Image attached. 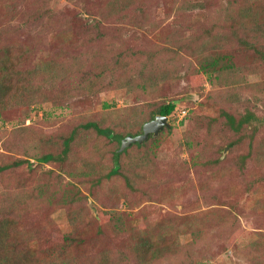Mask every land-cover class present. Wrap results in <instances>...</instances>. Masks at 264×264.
I'll return each instance as SVG.
<instances>
[{"label":"rangeland","instance_id":"rangeland-1","mask_svg":"<svg viewBox=\"0 0 264 264\" xmlns=\"http://www.w3.org/2000/svg\"><path fill=\"white\" fill-rule=\"evenodd\" d=\"M239 1L0 0V11L3 5L10 4L14 12L9 18L0 15V41L33 48V57L24 65L55 58L61 63L59 74H65L72 68V61L77 60L74 58L86 57L88 69L102 64L105 72L102 84L91 93H82L81 97L71 94L57 107L42 101L46 83L42 89L41 77L28 76L31 85L40 86L37 100L10 108L0 119V165L7 156L24 158V151L30 153L26 136L19 141L21 146L16 145L17 134L41 131L50 136L59 128L65 131L69 123L77 124L102 112L103 104H108L114 114L122 115L128 112L125 108L133 106L176 102V109L167 117L170 133L163 128L155 136L162 132L163 141L155 155L152 152L143 157L150 164L147 169L135 168L136 176L141 173L145 180L138 176L135 180L129 172L137 183L136 192L125 188L118 178L103 180L99 187L89 190L88 181L82 184L79 178L62 174L61 170L72 165L66 168L60 163L44 165L32 173L20 167L0 174V195L6 182L25 177L27 191L42 184L48 185L51 193L77 185L88 196L70 206L81 213L85 210V215L71 225L68 205L29 214L27 228L40 233L42 247L68 236L79 241L72 252L83 262L101 257L103 245L97 243L90 224L94 227L101 211L112 209L113 205L121 214H135L134 228L144 224L154 228L160 222L167 229L169 222L186 214H209L202 240L190 244L191 239L182 235L175 255L144 264H187L190 255L198 264H264V121H258L264 119V62H255L252 52L238 41V32L247 26L240 16ZM67 35L68 40L64 39ZM223 54L230 56L235 71L220 73L221 78L212 77L210 83L200 63ZM123 76L141 83L144 78L160 82L157 91L136 85L128 93L126 88H118V78ZM39 97L42 100L38 101ZM222 111L236 119L250 113L257 120L235 132L220 115ZM254 126L257 131L253 141L257 146L242 163L240 158L248 153ZM232 142L234 145L229 148ZM130 150L124 158V168L128 169L134 164L133 159L141 163V150L147 149ZM193 162L198 163L193 166ZM50 169L61 174L60 180L46 178ZM115 183L125 194L117 204L109 196ZM129 235L105 234L101 238L108 245L120 246ZM108 256L110 264H141L128 251L111 252Z\"/></svg>","mask_w":264,"mask_h":264},{"label":"trees","instance_id":"trees-1","mask_svg":"<svg viewBox=\"0 0 264 264\" xmlns=\"http://www.w3.org/2000/svg\"><path fill=\"white\" fill-rule=\"evenodd\" d=\"M239 2L241 5L238 7L241 11L240 16L243 19V24L247 26L238 32L240 35L238 41H241L246 51L252 52L255 62H264V0H241ZM9 5H3V11H0V15L7 18L14 15ZM68 38L69 35L65 36L64 39L68 40ZM0 44H2L0 47V119L10 108L25 106V104L37 100L40 86L31 85L28 76L41 77L43 83L41 87L43 89L46 83L44 90L47 93L43 91L45 97L43 100L39 97L38 101H50L55 107L61 106L65 100H69L71 94L81 97L82 93H91L95 86L102 84V75L105 74L102 70L103 65L90 66L88 69L87 60L89 59L86 57L74 58L77 60L72 61V68L67 70L65 74H59L58 70L61 63H58L55 58L40 60L32 66L24 65L25 62L28 64V60L33 57V48L26 45L20 46L18 42L11 43L8 40L0 41ZM234 68L235 65L227 54L213 56L200 63V69L210 83H212V77L214 80H219L221 78L220 73L234 72ZM131 69L133 70V68ZM215 72L218 73L214 75ZM234 75L236 76V73ZM235 79L237 77L233 81ZM118 82V88L119 86L124 87L129 93L133 91L136 85L143 89L152 87L150 90L157 91L160 80L144 78L143 84L139 82V79L134 80L131 76H123L118 78ZM55 97H58L57 102L54 101ZM102 106V112L95 113L93 117H85L83 122L69 123L67 130L62 131L59 128L50 136H44L41 131H32L24 135L23 133L17 134L16 145L21 146L19 141L21 142L22 138L24 139L26 136L27 148H29L30 153L24 151V158L7 156L6 161L0 165V174L20 167H24L32 173L44 165L60 163L66 168L72 165L66 171L61 170L62 174L71 179L79 178L82 184L88 181L89 190L91 187L100 186L103 180L118 178L123 181L125 188L131 192H136L138 187L134 179L137 180L139 177L140 180L144 181L145 177L141 173L137 177L135 168L138 169L140 166L147 169L150 164H147L148 162H145L143 157L151 155L152 152L154 155L156 154V150L159 149L163 141L162 132L157 138L150 135L142 144H132L123 151H119L121 141L127 136L142 134L143 125L156 116H171L176 109V102L167 100L133 106L130 109L125 108V111L128 112L123 113L124 116L123 114L116 115L111 112L112 110H108L110 108L108 104ZM220 115L225 119L229 128L235 132L241 130L245 124L257 120L250 113L239 119L225 111H222ZM258 121H264V119H258ZM20 131L23 132L22 129ZM164 131L170 133L171 128H164ZM256 131L257 128L254 126L249 136L248 153L240 158L242 163L250 157L252 149L257 146H254L253 141ZM29 135L32 137L30 138ZM189 145L188 143L187 146L189 147ZM232 145H234L233 142L229 143L228 147L230 148ZM141 148L147 149L145 152L141 150L144 153L143 156H140L142 159L139 158L141 163H137L135 162L136 159H133L132 167L130 169L124 168V158L129 154L130 149ZM16 151L19 153V150ZM197 163L193 162L192 165L196 166ZM130 171L134 176L133 181L129 175ZM45 176L48 179L54 178V180H60L62 177L61 174H55L53 169L48 170ZM6 185L5 191L0 195V264H110L111 259L108 254L111 252L120 254L123 251L132 253L138 263H151L175 255L180 248L179 237L182 235L191 239L190 244H195L196 241L202 240V235L207 230L205 221L209 214L200 215L198 213L186 214L182 218H176L175 222L167 224V229L164 228L166 225L160 222L154 228H150L146 224L141 228H134L132 222L134 218L137 219L135 214L129 212L121 214L111 205L112 209L101 211L102 216L96 218L94 227L90 224L96 238H98L96 239L97 243L103 245L101 251L103 255L96 259H86L83 262L80 257L75 256L72 252L73 245L79 241L64 236L62 241L42 247L43 242L38 237L40 233L31 227L30 229L27 228L29 226L27 219L30 213L40 212L43 208H50L53 211L57 206L67 207L68 205L70 208L68 211L70 214L69 224H74L85 213V210L82 209L83 212L81 213L70 206L87 200L88 196H84L77 185L71 186L70 189H57L51 193L48 192L49 186L42 184L36 186V191L34 189L27 191L25 190V177H13L12 181L6 182ZM109 193L114 204L119 203L125 195L122 187L116 183L111 185ZM143 194L147 195L146 192ZM168 196L171 199V193ZM125 233H130L129 238L120 246L108 245L101 238L105 234L108 237H118ZM188 257L189 262L187 264H198L191 260L193 259L191 255Z\"/></svg>","mask_w":264,"mask_h":264},{"label":"water","instance_id":"water-1","mask_svg":"<svg viewBox=\"0 0 264 264\" xmlns=\"http://www.w3.org/2000/svg\"><path fill=\"white\" fill-rule=\"evenodd\" d=\"M168 119L165 116H156L153 120L145 123L142 127V134L138 136H127L121 141L119 151H123L132 144H142L150 135L157 136L163 128H169Z\"/></svg>","mask_w":264,"mask_h":264}]
</instances>
